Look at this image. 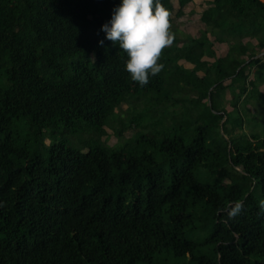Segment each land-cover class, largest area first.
Masks as SVG:
<instances>
[{"label":"trees","instance_id":"obj_1","mask_svg":"<svg viewBox=\"0 0 264 264\" xmlns=\"http://www.w3.org/2000/svg\"><path fill=\"white\" fill-rule=\"evenodd\" d=\"M190 1L141 86L98 44L119 0H0V264H264V0H207L196 35Z\"/></svg>","mask_w":264,"mask_h":264},{"label":"clouds","instance_id":"obj_2","mask_svg":"<svg viewBox=\"0 0 264 264\" xmlns=\"http://www.w3.org/2000/svg\"><path fill=\"white\" fill-rule=\"evenodd\" d=\"M170 12L161 0H119L114 5L110 18L101 25L103 38L98 40L104 46L105 40L118 45L126 53L124 69L131 79L143 86L163 68L160 60L162 49L174 39L170 31ZM264 210V200L260 201ZM243 202L233 201L227 207L229 218L237 216L243 209Z\"/></svg>","mask_w":264,"mask_h":264},{"label":"rangeland","instance_id":"obj_3","mask_svg":"<svg viewBox=\"0 0 264 264\" xmlns=\"http://www.w3.org/2000/svg\"><path fill=\"white\" fill-rule=\"evenodd\" d=\"M174 6H175V12L177 11V9L179 8V3L178 0H173ZM207 0H192L190 1L185 7H184V15L179 16V17H175V21L178 24V28L180 29V31L182 33H191V34H199L200 29H202L205 24L202 22L201 20V13L202 11L207 8ZM10 7H13V2L11 3ZM212 51L214 52L215 57H221L223 55H225L226 51H227V45L226 43H221L218 41L214 40V45L212 48ZM208 60L213 61L214 57H207ZM182 63H184L186 66L188 67H195L198 71L199 74H202V71L200 69L197 68L196 63H187L185 61H181ZM264 91L262 90L261 93H263ZM229 95V94H228ZM134 97V96H133ZM130 104H124L119 110L120 112L123 114V116L125 117V119L130 120L132 118L133 112L131 109L128 108ZM144 105V102H133L131 104V107L135 108H141ZM229 109H231V106H228ZM259 109H261V106H258ZM143 120V118H140L139 121L141 122ZM106 129L112 134L111 136H109L108 138V143H116L117 138L115 136V134H113L111 128L106 127ZM257 130H262L264 131V119H261L259 122V125L256 128ZM149 133H153V128L150 126L149 129L147 130ZM141 132H143V130L140 127L134 126L130 129L125 130L124 132V136L125 137H132L133 135L135 136L137 134L140 135ZM70 141V144L72 146H77L78 143H75L74 140L76 139V137L79 138L78 135H76L75 133H70L68 135ZM125 138H123L122 140H124ZM73 141V142H72ZM77 141V139H76ZM49 142V141H48ZM131 147H135V145L131 146ZM132 148V149H133Z\"/></svg>","mask_w":264,"mask_h":264},{"label":"crops","instance_id":"obj_4","mask_svg":"<svg viewBox=\"0 0 264 264\" xmlns=\"http://www.w3.org/2000/svg\"><path fill=\"white\" fill-rule=\"evenodd\" d=\"M187 63H189V62H187ZM262 90L264 91V85L263 86H261V88H260V93L262 92ZM263 96H264V92L263 93H261Z\"/></svg>","mask_w":264,"mask_h":264}]
</instances>
